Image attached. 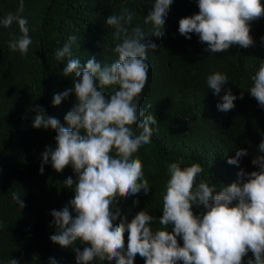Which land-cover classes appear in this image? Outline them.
Masks as SVG:
<instances>
[{
    "label": "trees",
    "instance_id": "16d2710c",
    "mask_svg": "<svg viewBox=\"0 0 264 264\" xmlns=\"http://www.w3.org/2000/svg\"><path fill=\"white\" fill-rule=\"evenodd\" d=\"M154 2L23 0L24 10L18 13L21 0H0V18L10 12L27 18L33 39L28 54L12 52L8 43L21 35L19 26L16 22L9 28L0 24V221L3 222L0 264L11 258L18 259L20 264H50L49 257L57 264H76L71 246L65 248L49 239L57 231L51 224V210L61 209L74 196L75 183L70 189L63 181L69 176L75 180L76 175L71 165L58 173L51 163L44 165L43 174L39 173L41 153L46 146L56 147V131L33 128L31 108L42 105L46 115L68 126L64 117L76 101L75 94L59 105H53L52 101L55 94L72 86L75 73L63 76L68 58L58 60L54 52L63 47L69 36L75 35L77 41L72 45L71 58L79 59L83 66L95 55L102 64H111L118 59L113 48L120 41L114 40V29L105 21L111 14H119L122 7L134 13L129 29L141 27L149 34L145 39L158 45L147 54L150 70L139 105L146 116L157 118L158 123L153 127L158 132L153 134L150 144L141 146L133 154V158L143 162L150 191L147 195L141 190L135 196L121 198L117 205L121 215L130 221L145 208L155 218L153 230L163 227L159 218L169 180L168 165L173 162H180L181 167L200 163L203 172L198 179L216 184V191L236 181L240 169L258 170L251 161L256 155L264 154L258 147L264 139V108L248 90L253 83L251 77L264 63V17L251 22L253 46L233 45L227 52L209 54L203 51L207 45L200 42L198 34L192 33L189 40L178 31L180 18L199 12L198 0H172L164 35L159 38L150 35L152 24L144 22ZM214 71L225 73L229 78L220 96H214L206 85L207 76ZM115 87L118 86H105L102 91L110 95ZM228 88L237 99L235 107L225 113L216 105ZM132 127L138 134L135 125ZM240 148H246L248 155L240 158L239 165L228 164V158L234 157ZM14 191L21 193L26 205L23 209L12 200ZM137 199L139 204L133 205ZM204 211L202 206L193 205L194 214ZM172 227L169 225L168 230ZM124 235L126 248L127 231ZM177 239L182 246V238ZM76 246L82 250L88 245L77 241ZM252 256L249 251L245 264ZM103 264H115V261ZM134 264H145V259L137 254Z\"/></svg>",
    "mask_w": 264,
    "mask_h": 264
},
{
    "label": "clouds",
    "instance_id": "9594fccd",
    "mask_svg": "<svg viewBox=\"0 0 264 264\" xmlns=\"http://www.w3.org/2000/svg\"><path fill=\"white\" fill-rule=\"evenodd\" d=\"M171 3L172 0H155L144 18L145 24H152L151 36L164 35ZM198 8V13L180 18L178 31L189 40L192 33L198 34L200 42L207 45L204 52L216 54L227 52L233 45L240 48L254 45L250 27L252 21L264 17L261 0H198ZM23 10L21 0L18 13ZM18 13H8L0 18V24L4 28L14 22L18 24L21 35L11 39L8 48L26 55L33 39L27 18ZM133 17L132 11L122 7L119 14H111L105 21L114 29V40L120 41L113 48L118 59L111 64H102L95 55L83 66L79 59L71 58L72 45L77 41L75 35L69 36L63 47L54 52L58 60L68 58L63 76L75 73L72 86L55 94L52 101L53 105H59L75 94L76 101L64 117L67 127L56 117L46 115L42 105L31 108L33 128L56 131V147L46 146L41 153L39 173L43 174L44 165L51 163L58 173L71 165L76 175L75 180L69 176L63 181L70 189L75 183L74 196L61 209L51 210V224L57 231L49 239L65 248L71 246L76 264L93 261L134 264L137 254L145 259V264H245L249 251L253 256L247 264H264V154L256 155L251 161L258 170L240 169L237 180L219 191L216 184L198 179L203 172L200 163L184 167L180 162L169 164V180L159 218L161 229L153 230L155 218L145 208L130 221L121 215L117 207L121 198L135 196L141 190L147 195L150 191L143 162L133 158V154L150 144L153 134L158 132L153 127L158 123L157 118L146 116L139 106L150 70L147 54L158 45L145 39L149 34L141 27L129 29ZM251 79L253 83L248 91L264 108V63ZM228 82L227 74L220 71L206 78L207 88L214 96H220ZM105 86L118 87L105 95L102 91ZM239 98H243V92ZM236 99L228 88L216 107L227 113L235 107ZM24 118L27 119V113ZM258 147L264 153V139ZM247 155L246 148L237 149L227 163L239 165L240 158ZM11 197L21 209L26 206L20 192H12ZM138 204V199L133 200V205ZM193 205L206 211L196 215ZM169 225L173 226L171 231ZM177 237L182 238V246ZM77 241L88 246L81 250L76 246ZM49 261L57 264L53 257ZM5 264H20V261L11 258Z\"/></svg>",
    "mask_w": 264,
    "mask_h": 264
}]
</instances>
